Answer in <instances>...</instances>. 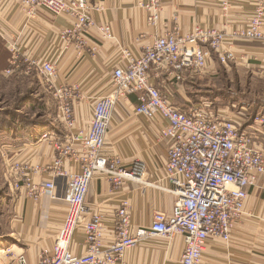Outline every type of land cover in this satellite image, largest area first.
<instances>
[{
  "label": "built area",
  "instance_id": "1",
  "mask_svg": "<svg viewBox=\"0 0 264 264\" xmlns=\"http://www.w3.org/2000/svg\"><path fill=\"white\" fill-rule=\"evenodd\" d=\"M254 12L244 25L228 24L231 31L201 25L191 33L181 35L178 24L157 37L143 53L135 54L129 47L118 46L117 63L111 74L112 90L99 97L93 107L87 133L81 138L71 136L61 141L50 133L40 137L48 141L55 153L52 164L41 166L30 161H10L7 173L12 190L19 199L38 202L42 196L56 199V181L66 180V202L69 210L64 226L58 232L52 251L42 256L39 264H125L129 250L147 238L172 240L180 236L184 247L179 264H202L208 243L220 239L230 244L236 226L245 215L249 189L264 177V116L251 119L248 110L225 116L213 110L210 104L192 103L183 110L175 106L171 97L160 90L153 78L181 84L186 74L196 75L208 70L213 55L222 66L237 60L234 44L238 41H264V0H253ZM165 0H149L142 6L147 12L150 26H158ZM233 0H220L228 11ZM20 9L30 22L41 11L53 16L72 19L69 28L59 34L60 47L55 61L22 58L17 45L9 47L11 53L9 76L35 71L55 90L58 78L57 62L65 50L74 46L82 55H96L91 45L90 30L97 28L102 38L114 41L110 25L96 24L92 14L101 13V3L89 0H19ZM137 96L135 114L156 122L165 121L160 138L170 142L165 174L174 186L172 193L177 202L171 215L156 212L148 230L132 233L130 203L122 201L115 212V237L108 245L103 214L87 203L91 182L96 173L108 175L120 187L125 180L140 181L145 166L134 162L125 167L119 156L103 154L106 138L118 104ZM59 102L58 120L68 131L75 125L72 91L66 87L55 92ZM251 119L253 124L244 123ZM73 159L79 172L65 168ZM48 173L49 178L36 184L35 177ZM82 228L86 236V252L76 255L70 250L74 232ZM6 260L30 264L24 254L5 251ZM0 264H4L0 262Z\"/></svg>",
  "mask_w": 264,
  "mask_h": 264
},
{
  "label": "crops",
  "instance_id": "2",
  "mask_svg": "<svg viewBox=\"0 0 264 264\" xmlns=\"http://www.w3.org/2000/svg\"><path fill=\"white\" fill-rule=\"evenodd\" d=\"M89 1L91 4L98 2L103 5L104 10L101 13L94 12L93 19L98 25H110L115 40L103 39L97 28H92L91 45L97 49L94 57L87 53L82 55L73 45L65 50L57 62L55 90L50 89L38 74L43 84L41 88H45L56 102L58 101L54 95L59 88L66 87L72 91L74 128L68 131L60 124L59 111L55 120L52 119L47 127L41 126L38 121L27 126L0 125V140H3L2 145L5 146L2 156L6 164L17 160L41 166L50 165L55 153L50 142L40 140L42 135L50 133L59 140L66 141L71 136L81 138L82 133L88 132L96 100L112 90L111 74L117 63L118 46L129 47L139 55L152 46L157 37L171 31L176 24L181 29V35L191 33L196 25L230 32L228 24L244 25L254 12L253 0H233L228 11L223 10L220 0H165L159 25L150 26L147 12L142 8L149 0ZM71 24L70 17H56L47 11H41L39 17L30 22L20 9L19 0H0L2 44L7 51L10 46L17 45L22 58L55 61V51L61 45L59 34ZM233 47L237 60L229 65L222 66L215 60L216 55H213L207 71L196 76L186 74L181 84L164 82L158 78H153V82L171 97L175 106L187 110L193 103L191 99L194 91L205 89L197 82L206 78L213 79L220 72L218 66L223 67L228 77L232 75L236 80L240 77L244 80L247 76L264 80V41H238ZM26 67L23 66L22 73L16 76H29L30 74L25 73ZM35 97L34 93V102ZM24 106L25 104L22 107ZM136 106L135 95L118 104L103 154L119 156L125 167H131L134 162L143 163L144 177L140 181L125 180L117 187L108 175L96 173L87 196L88 205L103 214L106 245L114 240L115 212L122 201L130 203L133 234L140 229L148 230L156 212L171 215L177 202V197L172 193L174 186L168 181L164 171L170 146L169 141L160 138V130L165 121L158 118L156 122H152L137 116ZM35 113L38 114L36 111ZM65 168L70 172L80 171L73 159L66 161ZM2 175L0 252L3 255L0 262L18 264L6 260L4 253L9 250L16 255L24 254L30 264H39L42 256L51 253L58 232L66 221L69 210L66 202L68 184L65 179L59 178L56 181V199L42 196L35 202L32 199H19L12 190V180L7 174ZM48 178L49 174L43 173L35 177V182L42 184ZM248 193L244 218L237 224L230 244L220 239H211L202 264H264V177ZM183 247L184 242L180 236L172 240L147 238L127 252L125 264H179ZM70 250L76 255L85 254L86 236L82 228L74 232Z\"/></svg>",
  "mask_w": 264,
  "mask_h": 264
},
{
  "label": "rangeland",
  "instance_id": "3",
  "mask_svg": "<svg viewBox=\"0 0 264 264\" xmlns=\"http://www.w3.org/2000/svg\"><path fill=\"white\" fill-rule=\"evenodd\" d=\"M11 53L7 51L2 44L0 38V113L10 111L14 113L13 120L8 123L7 116L0 115V124L11 125H34L35 121L39 123L51 122L55 120L56 113L59 111V102L50 97L41 88L42 82L37 72L33 71L27 77L9 76L7 70L10 67ZM217 60V59H215ZM217 62V61H216ZM219 63V62H218ZM219 65V64H218ZM220 67V72L213 76V79H205L202 82H197L199 86L205 89L194 91L192 102L200 104H210L213 110L222 111L225 116L237 114L238 111L246 109L253 120L255 116H264V80L254 77L251 79L245 77L243 80L240 77L238 80L233 79L232 75L228 77L223 67ZM198 73L196 75H201ZM190 76H196L189 74ZM8 76V77H7ZM208 87V88H207ZM43 91V93H42ZM34 93L36 94V102H34ZM28 97L30 99L25 98ZM41 102V103H40ZM25 104L22 109L17 108ZM35 111L38 113L36 115ZM250 118L244 123L248 125L253 124ZM41 125V124H40ZM3 127V126H2ZM15 134H18L15 132ZM2 138V137H1ZM3 140H0V184L2 185L3 173H7L9 164L3 160L2 152ZM3 186V185H2ZM5 190V189H4ZM5 192V191H4ZM3 253L0 252V259Z\"/></svg>",
  "mask_w": 264,
  "mask_h": 264
},
{
  "label": "trees",
  "instance_id": "4",
  "mask_svg": "<svg viewBox=\"0 0 264 264\" xmlns=\"http://www.w3.org/2000/svg\"><path fill=\"white\" fill-rule=\"evenodd\" d=\"M26 99L28 100V99H30V98L26 97L24 101H26ZM23 105H24V104H23ZM23 105H22V106H23ZM22 106H19V107L17 108V110L20 109ZM0 115H1V117L4 116V115H6V116H7V119H8V120H7L8 123H10V122L13 120V118H14V113H12V112H10V111L2 112V113H0ZM40 124H41V126H43V127H47V126L50 125V122L48 121L47 124H44L43 122H41ZM0 125H5V124H0Z\"/></svg>",
  "mask_w": 264,
  "mask_h": 264
}]
</instances>
